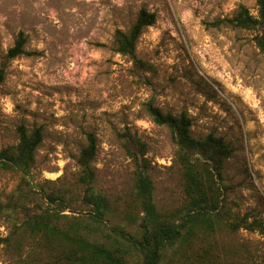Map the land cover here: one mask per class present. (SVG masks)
Masks as SVG:
<instances>
[{"label": "rangeland", "instance_id": "374dc122", "mask_svg": "<svg viewBox=\"0 0 264 264\" xmlns=\"http://www.w3.org/2000/svg\"><path fill=\"white\" fill-rule=\"evenodd\" d=\"M240 5L257 13L256 0H0V65L20 33L26 41L0 85V149L17 145L21 130L42 137L26 180L0 171V200L23 198L22 190L31 207L44 194L76 193L77 158L92 134L96 188L122 210L134 184L119 137L129 129L147 147L158 208L181 206L177 148L154 123L152 107L189 117L193 138L212 135L228 145L230 218L249 214L264 223V55L251 32L214 25ZM141 10L156 18L136 46L152 73L114 49L115 32H128ZM11 231L0 215V239ZM213 242L218 264H264V229L222 230ZM0 264H21L6 243H0Z\"/></svg>", "mask_w": 264, "mask_h": 264}, {"label": "trees", "instance_id": "16d2710c", "mask_svg": "<svg viewBox=\"0 0 264 264\" xmlns=\"http://www.w3.org/2000/svg\"><path fill=\"white\" fill-rule=\"evenodd\" d=\"M257 13L240 5L233 16L214 23L253 34V42L264 55V0H256ZM154 14L141 10L128 32L117 30L115 52L128 57L143 72L150 64L136 56L143 31L155 24ZM26 41L20 33L0 65V85L7 65L24 54ZM154 123L165 127L176 145V158L184 183V200L172 210H160L154 200L151 162L146 145L129 129L119 134L122 148L133 165V189L120 210L98 191L92 165L97 153L96 139L87 134V144L77 158L76 193L52 192L31 207L20 190L7 203L0 200V215L11 221L12 231L0 243L16 251L21 264H218L213 242L222 230L263 231L264 223L246 214L230 218L226 199L224 169L232 150L221 139L209 135L192 137L191 120L185 115H164L149 107ZM41 133L20 131L19 143L0 149V171L16 172L23 179L31 175ZM70 214H63L65 211ZM248 259L243 264H252ZM228 264V263H222Z\"/></svg>", "mask_w": 264, "mask_h": 264}]
</instances>
